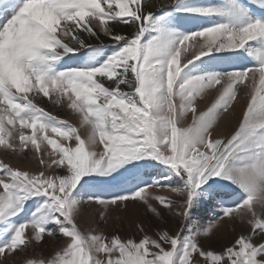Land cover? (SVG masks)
Wrapping results in <instances>:
<instances>
[{"label":"snow or ice","instance_id":"obj_1","mask_svg":"<svg viewBox=\"0 0 264 264\" xmlns=\"http://www.w3.org/2000/svg\"><path fill=\"white\" fill-rule=\"evenodd\" d=\"M0 147V264H264V0H0Z\"/></svg>","mask_w":264,"mask_h":264},{"label":"rangeland","instance_id":"obj_2","mask_svg":"<svg viewBox=\"0 0 264 264\" xmlns=\"http://www.w3.org/2000/svg\"><path fill=\"white\" fill-rule=\"evenodd\" d=\"M213 3H221L223 0H211ZM208 18H200L197 20H193L191 22H188L182 27V31H194L197 27H200L206 23H208ZM104 42L110 43L111 41L104 37ZM95 42V41H93ZM67 59V58H65ZM207 60V58H204ZM46 110H48L46 108ZM242 113V106L240 108H237L235 112V119L230 121L229 126L224 129L227 133H231L234 131L235 127L238 126V122L241 118ZM54 115L60 116L61 119H69L66 113H60V112H53ZM75 123V121H72ZM49 134H51L49 130ZM43 148V145H42ZM0 159L4 160L6 163H10L12 165H19V160L17 158L11 157V156H5L3 153L2 147H0ZM22 167L30 168L34 171H39L40 169L36 167L34 164H26ZM101 210L99 209H89L88 212L81 218L80 223L84 227H88L91 225L92 227H103L106 230L107 233H111L113 231L119 232L122 236H136V238H139V235L136 233L134 224L143 222L146 226H149L150 228V234L153 231L158 230V226L161 224V222L156 221L154 218L150 217L149 215L144 214V209L140 208L139 211L133 208H129L127 212L124 211H118L115 213H112L108 217L107 224H104L102 221L95 222L97 217L99 216V212ZM216 211H219V209H216ZM213 215V209L212 207L201 209L200 213H198L197 218L201 219L202 222H205L203 218H211ZM168 226L172 228L173 230H176L178 227V221L175 223H169ZM242 231L241 226L237 222L236 224H225L220 232L218 233L217 237L213 241V247L216 249H222L223 247L231 244L237 235H239ZM243 231H247V229H243ZM59 243V241L54 242ZM53 254V249L50 247L37 245L35 249L32 252L24 254L23 258L18 257L17 260L20 262V264H24V261L28 258H39V257H50Z\"/></svg>","mask_w":264,"mask_h":264}]
</instances>
